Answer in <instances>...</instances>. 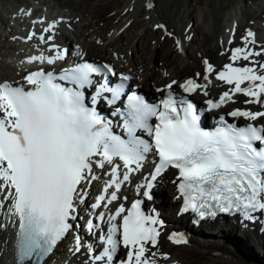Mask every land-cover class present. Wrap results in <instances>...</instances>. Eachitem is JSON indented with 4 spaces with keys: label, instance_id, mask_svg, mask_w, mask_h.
<instances>
[{
    "label": "snow or ice",
    "instance_id": "1",
    "mask_svg": "<svg viewBox=\"0 0 264 264\" xmlns=\"http://www.w3.org/2000/svg\"><path fill=\"white\" fill-rule=\"evenodd\" d=\"M243 40L245 46L231 50L232 62L223 70L216 71L204 61L207 74L215 72L218 80L233 85L218 101H206L210 110L232 100L235 93L249 97L247 104L264 107V61L256 59L264 55V47H249L256 44L251 30ZM58 58L39 55L29 62L51 64ZM239 60L247 63L234 66ZM105 72H112L109 65L83 62L63 69L59 76L42 69L30 72L25 76L27 88L0 82V210L8 201L7 216L19 221L16 248L21 264L32 260L41 264L73 229L78 206L87 195L84 185L97 179L94 165L101 169L111 165V178L92 205L106 207L119 198L123 182L143 168L149 153L158 159L137 186L148 200L157 178L172 168L178 172L173 182L183 197V211L192 210L201 219L235 212L249 221L259 219L254 213H264V124L254 122L264 118V111L237 108L228 115L246 118L247 124L237 126L221 116L216 127L204 128L196 106L187 98H177L172 89L177 85L192 93L207 86L195 79L182 84L173 80L166 85L167 99L158 105L146 103L134 92L127 97L126 111L121 113L125 138L113 131L111 121L95 107L101 99L115 104L123 84L109 87L105 76L91 97L92 106L85 102L84 89L97 83L94 75ZM104 93H110L111 99ZM138 131L150 139H143ZM142 203L136 200L130 209L121 204L108 214L107 232L89 219V232L104 233L99 237V251L87 246L91 264H159L158 255L168 259L167 254L153 250L164 221L155 210L146 213ZM96 218L104 222L105 213H97ZM169 239L175 244L188 242L182 233H173ZM74 240V250L79 252L82 238L76 235ZM121 248L126 252L118 257Z\"/></svg>",
    "mask_w": 264,
    "mask_h": 264
},
{
    "label": "bare ground",
    "instance_id": "2",
    "mask_svg": "<svg viewBox=\"0 0 264 264\" xmlns=\"http://www.w3.org/2000/svg\"><path fill=\"white\" fill-rule=\"evenodd\" d=\"M150 1L151 3L153 2L152 6L153 8H155V10L153 9L154 11L152 12L156 13V17L165 27L166 31L171 32L170 38L172 39L168 40V46L166 45L168 48L166 50L163 49L165 51L163 55L159 51V44L152 46V48H150L151 45L147 47V45L145 44L137 45L136 47L132 46L131 44L127 45L128 40L125 38L124 31L127 28L126 20L128 19L129 15L124 14L120 16L119 19L111 26V28L107 30L105 36H103V34L97 33L94 28V17H91V14L89 13H82V10L79 7H74V10L76 12V15H79L80 13L82 14V19L80 22L82 29L75 28V30L71 31L73 33V36L75 37L72 40L70 38L72 36H69V33L71 32L67 31L68 28L65 25H63V28L52 27L51 29L54 32L51 33L48 29L50 24H47V15H31V18L36 17L40 24H34L29 20L28 23H25L28 29H24L22 32H18L17 34L22 36L23 32L26 30L31 31V33L37 34V36H35L36 38H34L35 40L32 41V46H37L39 53L52 51L56 47V44L59 45L58 40H63L64 42L69 43L70 47L72 48H74L75 45L80 47L90 57L108 58L114 62L118 71H127L131 74V79L134 82H140V88L143 91H145L147 88L155 89L156 87L164 86V83L168 80H175L179 82L184 76L187 75H194L197 78V82L199 84L207 86L206 89L198 88L195 92H193V94L203 95L204 90H208L209 93H211L216 88H224L225 85L220 84V82L213 77V74L208 75V79H212V83L210 85L207 82L208 79L206 80L204 78L205 75L203 73L204 66L202 63V56H204L205 54L209 55L210 63L213 64L214 69H216L222 63L228 61V59L231 57L232 49L245 46L243 37L247 35V30H254V23L252 24L249 22L253 18H249L246 22V25H244L242 29V26H240L241 24L238 25V27H235L233 21L231 19H228L226 24L224 25L225 27H217L215 24V20H212L211 22H205L206 24L204 27V31L200 30L199 28H192L185 32L186 27H188L189 25L185 15L187 13L184 14L180 11V13L173 14L172 10L163 12V10L161 9V6L163 4L160 3V5L155 6L153 5L154 0H132L128 2L126 7L139 10L140 4L142 2L145 3V6H148ZM27 9L29 8H26L24 11V8H21L19 9V12L22 14H30L31 12H29V10ZM123 16H125L127 19H123ZM28 19H30V17H28ZM51 24H54V22H52ZM35 25L36 27H34ZM240 30H242L243 33L239 34ZM42 31L43 33H45L43 34V36H41L44 39H41V37H39V33ZM189 33L191 34V39L189 38ZM258 33L259 31L255 34L256 44L249 45V47H254L257 50H259L261 47H264V39ZM55 34L58 35L57 38L53 36ZM48 36L50 38H48ZM22 37L24 38L26 36L24 35ZM113 38H115L116 40H121L122 44L126 43V45H122L121 48L120 46L115 47L110 43ZM249 39H251V37ZM177 40L180 41L179 46L177 45ZM72 41L75 42L74 45L72 44ZM148 48L152 49L149 53L151 54V56H149L148 52H146L148 51ZM140 51H143V53L141 54ZM59 52L61 51L58 50V53ZM71 52L72 51H69V53ZM28 53L29 51L23 54V56L27 55L25 58L21 57L20 59H14L12 57L0 58V82H9L8 74L11 71L14 72V76L11 77L13 81L10 82H16L28 75L34 68H37V66H41V61L29 62ZM256 59L264 61V55L256 57ZM239 61L243 64L247 63L243 60ZM197 73H199L200 75L198 76ZM173 86L176 87L177 85ZM248 99L250 98L242 93H235L232 100H229L226 103V106L230 108L233 105L238 104L241 106H245L248 110L251 111H264V107L259 104L245 103V101ZM256 122L264 124V118H260ZM103 169H105V167ZM123 171L124 169L121 168V172ZM139 172H134L130 175V181L128 182V191H133L132 188L136 183V177H138ZM93 173L98 177L100 176L102 171L99 169H95ZM171 174V171L163 173L159 177V181L157 184H159L158 186L163 185L166 187V189L169 190L170 193L168 195L171 194L169 196L171 200H169L172 208H168V206H166L165 204L167 202L169 203V201H167L165 197H163L164 195H166V192H164V190L161 189L157 191L155 197H153V200H155L159 204L157 208L160 211V219L164 221L163 228L166 229V226L169 225L170 228H172L171 226H173L178 229H183L187 235L188 242L186 244L190 243L193 250H199L203 252L204 255L208 257V259H211L213 261L223 260L229 262V264H255L251 261L247 263L245 262V260H243V258H236L235 255H237V253L227 252L228 250L226 249V247L230 246H218L217 243L225 242V240L228 242V236H237L240 234V231L244 234V237H253L255 241L260 244L261 248H264V216L261 217V213L257 212L254 213V215L259 217V219L256 221H249L245 219L244 216L242 218L240 216L238 218H235V220H233L234 218H232L233 221L231 219H228L226 222H219V220H215L212 222H198L188 225L184 223L186 219L185 216L177 217L176 215L174 216L172 214V210L173 207H175V200L177 199V197L175 196L172 183L170 182L172 176ZM94 186H96V184ZM84 190L87 193L84 198V201L86 202L88 191L85 186ZM0 199H3V197H0ZM8 203V201H5L4 209L0 210V225H2L0 226V264H3V254L7 250V246H9V239L12 236L13 226L15 224V218L13 217L10 220L7 216ZM164 229L163 231H161L159 243L156 249L153 250L158 251V253L161 254H167L168 259L165 260L162 258V256L158 255V262L159 264H181L179 261L171 258V256L176 254L174 248L177 247L175 246L179 244H175L173 241H171L167 236L168 230L164 231ZM71 234L79 235L82 238L83 246L81 247L79 252L74 250L75 240ZM225 236H227V238H225ZM201 240L203 242H201ZM248 243L251 244L250 240H247L244 244L248 245ZM89 244L93 245L96 250L97 248L101 249L100 243L93 238V233L88 232L84 229L81 230V228L78 226V222H75L73 229L62 240H60L55 247L54 254L49 256L42 264H50V261L53 260L54 257H57L56 264H91L89 253L87 250V246ZM186 244H180V246H184ZM60 249L61 251L66 250L65 254L59 255ZM8 252L10 251L8 250ZM9 260L11 261L7 262V264H13L12 256H10Z\"/></svg>",
    "mask_w": 264,
    "mask_h": 264
},
{
    "label": "rangeland",
    "instance_id": "3",
    "mask_svg": "<svg viewBox=\"0 0 264 264\" xmlns=\"http://www.w3.org/2000/svg\"><path fill=\"white\" fill-rule=\"evenodd\" d=\"M129 1L132 0H0V58H25L27 55L23 56V54L27 51L30 53L32 48L36 47L32 46V41L35 40L34 38H36L35 36H37V34L33 35V33L29 31L30 33H27L25 35L27 37L24 38L22 36L27 30L23 32L22 36L17 34L24 29H28L25 23L29 22L30 19H28V17L31 18V15H47V24H50L48 28L50 32L53 31L51 29L52 27L63 28L64 24L67 25L68 32L75 30V28L82 29L80 25L82 14L76 15L74 7H79L84 14H91L90 16L94 17L93 23L95 30L97 33L103 34V36H105L107 30L111 28L120 16L124 14L129 15L128 19L123 16V19H127V28L124 31L125 38L128 40L127 45L131 44L136 47L137 45L145 44L147 47L151 45L150 48H152V46L159 44V51L163 55L165 52L164 50L168 48V40L172 39L170 38L171 32L166 31L165 27L156 17V13L152 12L155 10L153 6L148 7L145 6L144 2H140L139 10L131 9L130 7H126ZM149 3H151V1ZM160 3L163 4H161L163 12L172 10L173 14L180 13V11L184 14L187 13L185 15L189 25L186 27L185 32L192 28H199L204 31L205 22H211L212 20H215L217 27H222L226 24L230 16L235 15V27L241 24L240 26H242V29L243 26L246 25L247 20L253 18L249 21L252 24L254 23V30L252 31H254L255 34L259 31L258 34L264 39V0H154L153 5L158 6ZM21 8H24V11L26 8H29L27 10L31 13L22 14L19 12ZM52 22H54V24H51ZM241 33H243L242 30H240L239 34ZM191 34L189 33L190 39ZM29 36H31V39H29ZM53 36L56 38L58 37L56 34ZM69 36H72L70 37L71 40L75 38L72 32L69 33ZM48 38L50 37L48 36ZM110 43L115 47L120 46V48L122 45H126V43L122 44L121 40H116L115 38H113ZM72 44L74 45L75 42L72 41ZM59 45H57V48H60ZM150 48L146 51L148 54L152 50ZM140 52L141 54L143 53V51ZM149 56H151V54H149ZM204 56L209 57V55L206 54ZM9 74L8 79L10 82L12 80L11 77L14 76V72L11 71ZM164 192H166V195L163 197L169 201V203L167 202L165 204L168 208H172L170 205L171 198H169L171 194L168 195L170 192L166 188ZM174 208L175 207H173V209ZM173 211H176V209L172 210V214ZM79 224L81 230H83L84 226L82 228V222L80 221ZM239 233V235L236 234L237 236H228L229 241L227 242L225 240V242L217 243L218 246H230L226 247L228 250L227 252L237 253L235 257L238 259L243 258L247 263L251 261L255 264H264V248H261L260 244L255 241L253 237H244L243 233L240 231ZM225 238H227V236H225ZM247 240H250L251 244H244ZM201 242L203 241L201 240ZM175 247H177L174 248L176 254L171 256V258L179 261L181 264H229V262L223 260L213 261L208 259L203 252L193 250L190 243L184 246H180L179 244ZM61 249L59 255L65 254L66 250L61 251ZM56 258L57 257H54L55 260H51L50 264L51 262L52 264H56Z\"/></svg>",
    "mask_w": 264,
    "mask_h": 264
}]
</instances>
